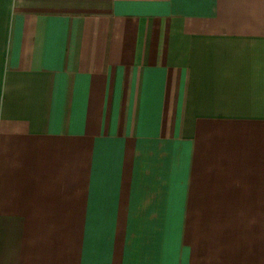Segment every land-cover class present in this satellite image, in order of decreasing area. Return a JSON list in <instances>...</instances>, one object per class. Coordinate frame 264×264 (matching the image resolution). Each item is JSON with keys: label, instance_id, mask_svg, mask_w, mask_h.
Listing matches in <instances>:
<instances>
[{"label": "crops", "instance_id": "crops-1", "mask_svg": "<svg viewBox=\"0 0 264 264\" xmlns=\"http://www.w3.org/2000/svg\"><path fill=\"white\" fill-rule=\"evenodd\" d=\"M0 264H264V0H0Z\"/></svg>", "mask_w": 264, "mask_h": 264}]
</instances>
